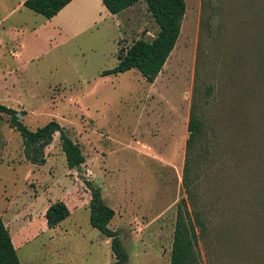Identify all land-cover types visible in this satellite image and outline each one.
<instances>
[{"label":"rangeland","instance_id":"rangeland-1","mask_svg":"<svg viewBox=\"0 0 264 264\" xmlns=\"http://www.w3.org/2000/svg\"><path fill=\"white\" fill-rule=\"evenodd\" d=\"M186 3L177 44L148 82L136 69L101 75L120 49L157 35L145 1L115 19L95 1L47 18L0 0V103L31 130L57 121L86 159L68 168L57 133L46 162H32L0 116V211L22 264L114 263L110 238L80 202L85 180L116 211L109 227L127 264H170L194 98L207 119L194 171L207 220L200 264H264V0ZM60 197L72 213L50 228L46 209Z\"/></svg>","mask_w":264,"mask_h":264},{"label":"trees","instance_id":"trees-1","mask_svg":"<svg viewBox=\"0 0 264 264\" xmlns=\"http://www.w3.org/2000/svg\"><path fill=\"white\" fill-rule=\"evenodd\" d=\"M72 0H25L29 9L52 18ZM145 1L149 12L158 24L159 31L152 40L140 38L118 53V63L111 69L101 72L102 76L138 70L148 82H154L174 50L181 34L187 3L186 0H103L110 13L118 14L130 6ZM208 26L209 24L206 23ZM217 86L212 82L206 87L207 97L215 96ZM198 98H194L188 123L186 162L183 185L186 197L178 205L175 230L173 235L170 264H200L198 242L201 232L207 228L204 212L196 203V182L194 177L197 144L207 129L205 113L201 111ZM17 111L0 103V116L8 114L10 125L20 131L25 144L26 154L32 162H46L45 149L58 133L61 147L66 156L68 168L79 169L85 162V155L78 141L74 140L57 121L52 120L36 130L29 129L18 117ZM90 190V222L104 235L110 238L113 264H127L130 254L124 245L120 232L111 229L109 224L116 211L106 203L101 188L90 180H85ZM71 211L63 200L53 202L46 211L47 225L56 227L65 220ZM0 264H22L14 246L9 227L0 212Z\"/></svg>","mask_w":264,"mask_h":264},{"label":"crops","instance_id":"crops-1","mask_svg":"<svg viewBox=\"0 0 264 264\" xmlns=\"http://www.w3.org/2000/svg\"><path fill=\"white\" fill-rule=\"evenodd\" d=\"M91 1H95V2H98V3H102L103 5H104V3H103V0H72L70 3H68L62 10H60V12L59 13H61V12H63V10L65 11L69 6H71V5H80V4H83V3H85V4H87V3H89V2H91ZM24 2H25V0H18V4H17V8H15V9H18V8H21L22 6H25L24 5ZM135 5V4H134ZM134 5H132V6H134ZM105 6V5H104ZM132 6H130L129 8H131ZM26 7V6H25ZM28 8V7H27ZM105 8L107 9V7L105 6ZM129 8H127V9H129ZM127 9H125V10H127ZM124 10V11H125ZM107 11L109 12V10L107 9ZM35 12V11H34ZM123 12V11H122ZM58 13V14H59ZM119 14H121V12L120 13H118V14H115V19H117V16H119ZM57 15V14H56ZM55 15V16H56ZM54 16V17H55ZM53 18V17H52ZM87 194H88V199H86V200H84V201H80V202H82V204L83 205H87V204H90V200H91V194H90V191H89V193L87 192ZM57 200H63L67 205H68V207H69V202L67 201V199H65L64 197H60V198H57ZM56 201V199L54 200V201H50V203L48 204V206H47V208L53 203V202H55ZM80 202H76L77 204L78 203H80ZM74 204H75V202H73ZM73 204V205H74ZM75 207L77 208V205H75ZM46 211H47V209H46ZM70 211H71V209H70ZM1 212V211H0ZM71 213H72V211H71ZM71 213H70V215H71ZM69 215V216H70ZM68 216V217H69ZM7 225V224H6ZM10 231V230H9Z\"/></svg>","mask_w":264,"mask_h":264},{"label":"water","instance_id":"water-1","mask_svg":"<svg viewBox=\"0 0 264 264\" xmlns=\"http://www.w3.org/2000/svg\"><path fill=\"white\" fill-rule=\"evenodd\" d=\"M18 114V116H21V113H17Z\"/></svg>","mask_w":264,"mask_h":264}]
</instances>
